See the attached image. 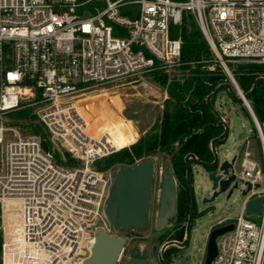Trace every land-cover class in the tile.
<instances>
[{"label":"built area","instance_id":"obj_1","mask_svg":"<svg viewBox=\"0 0 264 264\" xmlns=\"http://www.w3.org/2000/svg\"><path fill=\"white\" fill-rule=\"evenodd\" d=\"M125 4L139 6L135 16L119 13ZM184 11L218 60L264 63V0H0V206L16 210L0 264H80L91 227L111 233L102 209L114 171L95 162L118 148L108 129L91 128L80 101L95 86L178 65L181 41L169 26ZM28 106L49 148L4 122ZM255 128L262 163L248 149L236 156L232 173L250 187L232 221L210 226L233 223L217 235L210 264H264V123ZM257 197L260 211L247 213Z\"/></svg>","mask_w":264,"mask_h":264},{"label":"rangeland","instance_id":"obj_2","mask_svg":"<svg viewBox=\"0 0 264 264\" xmlns=\"http://www.w3.org/2000/svg\"><path fill=\"white\" fill-rule=\"evenodd\" d=\"M95 6L101 9L104 7V3L98 2ZM138 7L137 4H125L120 7L119 13L122 16L133 17L136 15ZM211 53L213 57L211 62L206 65V70H210L213 72V75L219 76L222 80L221 82H230V76L233 77L240 91L243 93L244 91L236 81L234 70H238L243 66L260 63L232 60L222 61L215 57L212 50ZM179 65L180 60L178 65L173 64L168 70L166 69L169 79L182 76ZM224 76L226 78H223ZM83 98L84 100L80 101V103L82 104L85 116L91 123V128L95 131L97 130V132L104 128L108 129L111 137L117 142L118 149H120L135 142L142 134L149 130L157 118L161 117L164 105L168 100V94L162 85L152 79L151 75L143 73L95 86ZM212 104L229 124L227 137L217 144L219 164L224 159L230 160L234 155L239 159L245 149L253 152V157L259 159L262 163L255 123L246 105L231 100L225 89L219 91L213 97ZM17 110L19 109L10 110L3 114L6 124L14 125L12 122L15 120L8 117V114ZM32 113H34L33 108ZM33 120L36 121L37 119ZM17 122L21 124L20 128L23 135H32L28 134V130L22 125L26 121L17 120ZM176 150L177 144L174 145V148L170 152H157L149 155L154 161V177L150 198V225L149 230L143 233L144 238L153 237L150 234V229L153 226L156 215L160 166L164 162V157H166L168 162H171V158L176 153ZM63 154V151L57 150L58 156ZM141 159H137L135 162ZM190 163L194 199L199 215L192 226L190 241L185 254L187 256V264H203L205 244L210 226L225 219L232 221L238 215L244 198L241 194V189L246 186H242V182L237 176L230 183L227 190L219 193L214 199L203 203L202 199L204 197L209 198L211 196V181L208 180L204 168L199 167L193 161ZM121 166L128 165L116 163L107 169L115 171ZM239 169L240 167L238 166L236 170L238 171ZM229 190H231V193L228 195ZM6 210L0 206V243L3 237L7 235L8 229H10L7 227V224L15 222L16 219L15 208H11L9 211ZM117 233L118 235H123L125 232L118 230Z\"/></svg>","mask_w":264,"mask_h":264},{"label":"trees","instance_id":"obj_3","mask_svg":"<svg viewBox=\"0 0 264 264\" xmlns=\"http://www.w3.org/2000/svg\"><path fill=\"white\" fill-rule=\"evenodd\" d=\"M169 35L181 41L179 70L182 76L169 79L165 68H157L146 73L162 85L168 94L161 117L157 118L149 130L135 142L97 160L95 166L98 170H106L116 163L131 165L137 159L151 154L170 152L177 144L171 164L179 182L185 186V190H181L178 195L181 214L185 210V199L188 200L183 157L186 153L192 152L201 160H210L212 158L210 140L223 130L205 102L206 95L222 80L219 76L213 75L212 71L206 70V65L211 62L213 54L190 12L182 13L180 24H170ZM155 62L157 63V60ZM234 72L237 83L245 92L257 76L264 75V63L243 66ZM248 100L257 120L264 123V83L257 85ZM8 117L14 119L12 124L18 126L21 124L17 120L26 121L22 125L26 127L28 134L38 135L43 147H50L47 133L38 120H33L37 119V115L32 113L30 106L9 113ZM56 156L58 157L57 153ZM67 162L75 163L71 158H68Z\"/></svg>","mask_w":264,"mask_h":264},{"label":"water","instance_id":"obj_4","mask_svg":"<svg viewBox=\"0 0 264 264\" xmlns=\"http://www.w3.org/2000/svg\"><path fill=\"white\" fill-rule=\"evenodd\" d=\"M264 83V75L257 76L250 88L241 93L238 85L230 76V82L217 84L205 97V102L209 110L215 115L218 122L223 126L222 132L210 140L211 161H204L196 157L192 152L184 155L185 175L190 191V205L193 207L194 189L191 181V161L205 169L208 180L211 181V196L203 199L202 202L214 199L219 193L224 192L235 179L232 169L235 164L236 155L230 160L224 159L219 164L217 144L223 141L228 135L229 124L225 118L216 110L212 104V98L221 90L225 89L234 102H241L246 105L255 124L258 120L248 103V97L259 83ZM59 150L64 151V147L58 142ZM154 161L149 156L128 165L117 168L113 173L111 187L103 207V213L108 223L114 230L121 228H133L138 232H144L149 222V206L152 194ZM163 173L159 182V194L157 202L156 226L161 227L166 224L175 210L176 187L174 177L169 169L168 160L164 157L162 164ZM249 184L241 194L244 196ZM231 193L229 190L228 195ZM261 207V198L250 199L246 204L247 213H258ZM94 230V239L90 245L88 255L80 261V264H115L124 245V238L115 234L105 232L100 222L97 221L91 227ZM233 229V223L214 226L209 230L205 244V256L203 264H210L216 252L215 239L217 235ZM170 242L165 243L164 245ZM127 264H146L145 258L131 259ZM151 264H155L154 260Z\"/></svg>","mask_w":264,"mask_h":264},{"label":"flooded vegetation","instance_id":"obj_5","mask_svg":"<svg viewBox=\"0 0 264 264\" xmlns=\"http://www.w3.org/2000/svg\"><path fill=\"white\" fill-rule=\"evenodd\" d=\"M212 158L208 161H211ZM205 161V160H204ZM163 164V163H162ZM162 164L159 170V182L163 173ZM169 169L175 180L176 187V201L174 213L168 217L165 225L161 227L156 226L157 217V206L156 215L153 221V226L150 229V234L153 237L144 238L143 233L149 230L150 225V206H149V222L147 229L144 232H138L133 228H121L125 232L123 235H118L117 231L112 227V231L109 234H115L124 238L125 242L120 250L118 258L115 264H127L131 259L134 258H145L146 264H151L154 260L155 264H187L186 249L190 241V233L196 217L199 215L195 199L193 207L190 205V191L186 180L188 200L185 199V210L180 214L178 195L181 190H185V186L179 182L177 173L174 170L171 162H168ZM154 177V169H153ZM192 181V171H191ZM158 182V186H159ZM153 186V184H152ZM210 198V197H209ZM204 197L203 199H209ZM202 199V200H203ZM158 202V199H157ZM207 202V201H205ZM203 202V203H205ZM170 242L166 245L165 243ZM205 255V254H204Z\"/></svg>","mask_w":264,"mask_h":264},{"label":"bare ground","instance_id":"obj_6","mask_svg":"<svg viewBox=\"0 0 264 264\" xmlns=\"http://www.w3.org/2000/svg\"><path fill=\"white\" fill-rule=\"evenodd\" d=\"M110 142H111V144H112L113 147L115 146L116 148H118L117 147V145H118L117 142L112 137H110Z\"/></svg>","mask_w":264,"mask_h":264},{"label":"crops","instance_id":"obj_7","mask_svg":"<svg viewBox=\"0 0 264 264\" xmlns=\"http://www.w3.org/2000/svg\"><path fill=\"white\" fill-rule=\"evenodd\" d=\"M223 118H224V116H223ZM255 123V122H254ZM115 147V146H114Z\"/></svg>","mask_w":264,"mask_h":264}]
</instances>
